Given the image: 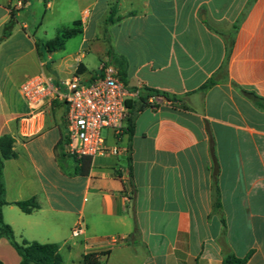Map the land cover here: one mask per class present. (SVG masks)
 Wrapping results in <instances>:
<instances>
[{
    "label": "crops",
    "instance_id": "obj_1",
    "mask_svg": "<svg viewBox=\"0 0 264 264\" xmlns=\"http://www.w3.org/2000/svg\"><path fill=\"white\" fill-rule=\"evenodd\" d=\"M17 1L0 0V138L11 135L16 154L5 161L3 217L14 234L18 228L21 241L40 237L60 251L80 244L82 258L108 252L105 264H222L227 254L251 251L247 264H264V107L251 95L264 106V0H103L102 30L92 40L86 34L99 0H38L45 15L69 2L80 10L73 24L83 25L81 51L59 60L73 68L72 77L89 79L84 52L108 36L99 71L112 48L127 60L128 89L181 100L137 113L130 163L123 135L111 142L121 153L92 159L87 176L61 157L66 107L31 106L20 91L32 76L50 78L47 65L67 42L45 51L18 20L32 0L21 8ZM115 4L119 19L107 24ZM213 76L217 84L200 92ZM29 199L39 205L30 214L14 204ZM78 226L83 233L74 238ZM0 261L21 262L5 237Z\"/></svg>",
    "mask_w": 264,
    "mask_h": 264
},
{
    "label": "built area",
    "instance_id": "obj_2",
    "mask_svg": "<svg viewBox=\"0 0 264 264\" xmlns=\"http://www.w3.org/2000/svg\"><path fill=\"white\" fill-rule=\"evenodd\" d=\"M23 0L16 7L21 8ZM96 79H84L75 75L72 79L56 84L52 79L37 75L28 78L20 87L24 99L31 106L51 104L53 100L66 107V152L70 156L94 159L100 156H118L121 147L117 143L124 133L130 109L127 102L140 92L128 89L112 64L101 66ZM151 98L149 102H162ZM107 130L109 136H104ZM111 140V141H110ZM83 233L76 227L72 235Z\"/></svg>",
    "mask_w": 264,
    "mask_h": 264
},
{
    "label": "trees",
    "instance_id": "obj_3",
    "mask_svg": "<svg viewBox=\"0 0 264 264\" xmlns=\"http://www.w3.org/2000/svg\"><path fill=\"white\" fill-rule=\"evenodd\" d=\"M117 14V5H113L111 7V12L109 17L106 20L107 24H113L119 18H115ZM15 11L11 12V19L5 26V35L4 37H8L14 27L15 24ZM81 22H75L72 27L70 28H63L61 31L58 32L57 37L54 40L48 41L44 43V47L46 51L49 53L63 50L65 47V43L80 35L82 30L79 28ZM232 51V44L228 47V55L227 61L231 55ZM109 56V64L114 65L119 70V76L125 86H128V63L125 57L117 55L112 48L108 51ZM227 61L222 67V70L226 72L227 69ZM101 75V73H99ZM97 75V76H99ZM218 80L215 76L211 77L207 80L206 83L200 88V92L206 93L209 91L213 86L217 84ZM251 94V93H249ZM255 98V102L257 105L264 107L262 104V99L258 98L255 94H251ZM151 98H162V100L171 103L172 105H178L181 103V100L176 96H171L168 93L161 92L159 90L151 89V88H144L140 90L138 101H128L127 105L130 108V113L127 119V124L124 130V133L128 136L129 139V163L131 161L130 152H131V144L132 138L135 133V119L137 113L143 111L147 108H154L157 109L160 106L161 102H154L151 103L149 100ZM67 140L66 137L62 140V144H66ZM14 143L15 140L11 135H4L0 138V238L5 237L9 240L10 244L16 250L18 255L21 258L20 264H63V258L60 254V246L57 243H39L37 241H27L23 240L18 242L15 238L14 231L12 227L5 223L3 217V207L7 204L5 200L6 188L4 182V167L5 161L13 159L16 157L14 151ZM76 163L75 167V174L81 176H87L89 174L92 159L88 157H77L71 156ZM130 172H132L131 165L129 166ZM215 201L216 207L220 208V199H219V190L217 188V178L215 177ZM21 211L24 213L30 214L32 211L39 208L38 203L35 199H29L25 201H19L14 203ZM223 223L225 224L224 220ZM253 251H251L247 256L244 258H239L234 254H227L222 264H247L249 259L251 258ZM108 255V252H91L83 255L82 263L83 264H105L102 259ZM0 264H4L0 261Z\"/></svg>",
    "mask_w": 264,
    "mask_h": 264
},
{
    "label": "rangeland",
    "instance_id": "obj_4",
    "mask_svg": "<svg viewBox=\"0 0 264 264\" xmlns=\"http://www.w3.org/2000/svg\"><path fill=\"white\" fill-rule=\"evenodd\" d=\"M16 1V0H15ZM19 8V7H18ZM77 5L74 3H63V4H58L56 8H53L52 11H48L47 14L45 15V6L44 4H41L38 2V0H32L31 7L27 10L20 11V16L18 17V20L20 22H23L24 24H27L29 27V33L31 35H36L38 39L42 40L40 44H44L48 41L54 40L58 32L61 31L63 28H70L73 25L74 20L78 16V12L80 11L78 8V11L76 12ZM105 4L103 0H99V3L95 5V8L93 9L94 14L92 15L91 22L89 24V31L87 32L86 36L90 40L93 39V37L96 34H100L101 28H102V20H100L103 15L105 14ZM76 9V10H75ZM78 19V18H77ZM40 23H43V25L40 27ZM79 28L82 30L83 25L82 23L80 24ZM38 31V34L36 32ZM117 33V31H115ZM118 35V33H117ZM108 36H105L104 42L102 40H95L92 41L91 44V49L89 51H85L84 53L86 54V58L84 60V63L88 69V78H97V75H99V67L101 64V61L103 60V57L105 56V50H107V42L109 41ZM82 42V36L79 35L77 37H74L73 39L67 41L66 44V51L60 52V53H55L54 59L56 61L55 64L49 63L46 68V73L47 75L50 76V78L55 81L59 82L62 81V79H72V71L73 68L70 69V67L65 65L59 66L60 63V58L65 56V54H72L76 53L79 51L80 44ZM44 47V45H43ZM45 49V47H44ZM46 51V49H45ZM81 51V50H80ZM71 63V62H69ZM68 63V64H69ZM58 71L59 77H57V74H54L55 72L53 71V68ZM78 70V69H77ZM76 70V71H77ZM80 73V71H77ZM66 82V80L62 81ZM61 83V82H60ZM52 109H56L58 107H61V103H59L57 100H53L51 104H49ZM104 136H109V132L107 130L103 131ZM111 141V140H110ZM112 142V141H111ZM129 154V153H128ZM61 157L64 161V163L69 162V164L74 166V160L73 158L68 154V153H63L61 154ZM16 234L15 238L18 242H21V237H20V229H16ZM24 237H30L28 234H25ZM78 238V237H74ZM35 240L39 243H44L42 238L37 237ZM46 243V242H45ZM84 253L83 246L79 245H74L72 249L63 247L60 251V254L63 258V264H83L82 263V254ZM11 264V263H9Z\"/></svg>",
    "mask_w": 264,
    "mask_h": 264
}]
</instances>
